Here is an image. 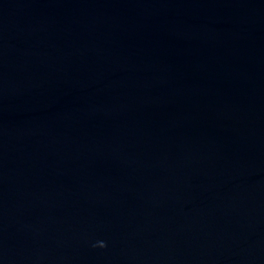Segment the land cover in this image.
Wrapping results in <instances>:
<instances>
[{
	"label": "water",
	"instance_id": "water-1",
	"mask_svg": "<svg viewBox=\"0 0 264 264\" xmlns=\"http://www.w3.org/2000/svg\"><path fill=\"white\" fill-rule=\"evenodd\" d=\"M0 264H264V0H0Z\"/></svg>",
	"mask_w": 264,
	"mask_h": 264
},
{
	"label": "clouds",
	"instance_id": "clouds-1",
	"mask_svg": "<svg viewBox=\"0 0 264 264\" xmlns=\"http://www.w3.org/2000/svg\"><path fill=\"white\" fill-rule=\"evenodd\" d=\"M99 246H100V247H106V244H105V242L100 241V242H99Z\"/></svg>",
	"mask_w": 264,
	"mask_h": 264
}]
</instances>
